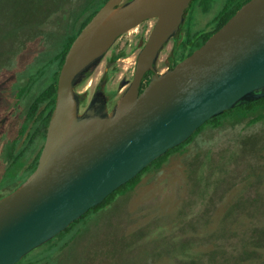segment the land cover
<instances>
[{"label": "water", "instance_id": "95a60500", "mask_svg": "<svg viewBox=\"0 0 264 264\" xmlns=\"http://www.w3.org/2000/svg\"><path fill=\"white\" fill-rule=\"evenodd\" d=\"M192 2L107 0L76 36L38 165L0 198V264H18L207 121L264 98V0H249L191 55L157 71ZM150 19L156 25L112 109L99 88L82 110L79 87L120 37Z\"/></svg>", "mask_w": 264, "mask_h": 264}, {"label": "rangeland", "instance_id": "374dc122", "mask_svg": "<svg viewBox=\"0 0 264 264\" xmlns=\"http://www.w3.org/2000/svg\"><path fill=\"white\" fill-rule=\"evenodd\" d=\"M85 2L0 0V24L11 23L13 29L16 27L13 34L19 35L14 42L16 68L9 74L14 80L18 76L19 86L28 80L24 72L33 69L46 47L55 45V41L44 39L64 33L63 25H69L75 14L84 13ZM225 2L214 0L209 12L195 2L185 28H189L191 18L193 32L205 29ZM138 29L116 42V52L128 51L131 46L132 50L126 62L119 61L124 68L117 67L108 76L106 91L115 101L123 92H118L120 82L131 78L134 71ZM76 31L69 27L70 33ZM173 46L170 41L161 52V69ZM100 71L101 67L78 89L82 110L94 94ZM7 78L0 72V84ZM10 103L13 99L2 97L0 110ZM26 105L23 97L8 108L9 122L15 114L10 131L23 118ZM232 116L228 113L219 128L207 125L179 152L143 174L137 187L104 213L98 228L78 234L71 243L78 229L84 227L80 224L30 252L23 264H60L49 262L59 248L55 258L65 257L61 264H264V119L252 122L253 116L240 120Z\"/></svg>", "mask_w": 264, "mask_h": 264}, {"label": "trees", "instance_id": "16d2710c", "mask_svg": "<svg viewBox=\"0 0 264 264\" xmlns=\"http://www.w3.org/2000/svg\"><path fill=\"white\" fill-rule=\"evenodd\" d=\"M106 1L107 0H86V6L83 9L84 13L81 11L75 14L69 25H63L66 29L64 33L58 32L54 37L44 39L47 41H55V45L51 48L46 47L41 55V59L36 62L33 69L31 68L28 72H24V77L27 76L28 80L23 86H19L20 82L18 76L17 80H14V77L11 75V79L9 75L13 73L16 68L14 56L17 50L14 48V42L19 35L13 34L15 33L16 27L13 29L14 25H11V23L7 22L4 24V27L0 24V72H5L6 77H9V80L7 78L6 81L0 84V99L2 97L8 101L9 99H13V104H7L6 108L4 105L3 109L0 110V198L18 188L36 169L46 139L51 115L55 107L58 76L64 63L65 56L76 36ZM213 1L214 0H193L192 4L195 2L203 4V11L209 12L210 4H213ZM248 1L249 0H226L221 12L207 24L205 29L200 31L193 32V23H191L192 19L190 18L189 28H185L187 21L181 26L178 36L172 40L174 46L169 57L172 63L174 64L177 61L184 60L196 49L201 47L211 35L218 31L237 10ZM192 4L187 10L189 13ZM11 5L12 4H9V7H11ZM70 26L76 28V33L73 34L69 32ZM18 30H20L19 27L17 28V31ZM184 30L185 36L183 35ZM2 86L4 87L2 88ZM23 97L27 100L26 111L24 112L23 118L18 122L16 129L10 131L9 126H12L11 124L15 119V114L13 115V119L9 122L10 112H8V108H13V106L19 104L20 99ZM228 113L233 114L231 118L233 120H240L253 116L252 122L261 121L264 119V98L226 111L222 115L207 121L186 142L171 149L165 155L155 160L134 179L119 187L101 204L90 209L85 215L72 223L70 227L54 239L72 232L80 224H84V227L78 229L71 243L76 240L78 234L81 235L83 232L93 227L98 228L102 225L104 213L113 210L114 206L118 204V198L124 196L128 191L134 190L143 174L153 167L160 166V164L173 153L179 152V149L189 144L207 125L219 128L222 122L227 120L222 119ZM32 146H34V149L32 155L29 157L27 153L31 150ZM29 160L30 164H28ZM60 249L62 248L55 250L49 262H60L61 264L64 261L65 257L62 258L58 256L59 258H55L56 253H58ZM24 259L18 264H23ZM42 263L48 264L44 261H37L29 264Z\"/></svg>", "mask_w": 264, "mask_h": 264}, {"label": "flooded vegetation", "instance_id": "af4514ba", "mask_svg": "<svg viewBox=\"0 0 264 264\" xmlns=\"http://www.w3.org/2000/svg\"><path fill=\"white\" fill-rule=\"evenodd\" d=\"M188 17H189V11H187V14L185 16L184 24L188 21ZM155 25H156V19H150V20L144 21L141 25H139L137 27V29L138 28L139 29L136 30V34H135V37L137 38V42H136L134 47H135V51H137V53L135 54L134 71H133V74H132L131 78H129L128 80L124 79V80L121 81V82H125L126 84L122 88L119 86L118 92L124 91L126 89V87H127V84L133 79L134 74H135V70H136L138 54H139L140 50L144 47V45H145V43H146V41L148 39V36H149L151 30L155 27ZM122 37H124V35ZM122 37H120V38H122ZM115 46H116V43L110 49V51L106 54L105 58L103 59V61L99 64V66L96 69V70H98V68L101 67V71H100L101 74H100V77L98 78V82H97V85H96L94 93L99 88L103 90V92L105 93V96L107 97V106H108L109 110L112 109V107L114 106L116 101L106 91L107 84L109 83L108 76L110 75V73L115 68H117V67L124 68V65L119 63V61H121L122 63L126 62V60L128 58L127 55L132 50V46H131V48L128 51L122 49L121 51L116 52L115 51ZM171 51H170L169 55L167 56V58H166V60L164 62L165 63L164 69H161L159 67V63H157V71L159 73H162V72L166 71L167 69L174 67L179 62H181V61H177L174 64L172 63V61L169 58L170 54H171ZM152 75H153V72H151V71L146 73V75H145V77L143 79V83H142L140 92H142L143 89L148 85ZM121 82H120V84H121Z\"/></svg>", "mask_w": 264, "mask_h": 264}]
</instances>
